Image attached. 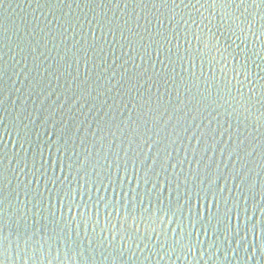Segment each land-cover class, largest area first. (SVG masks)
<instances>
[{
	"label": "water",
	"instance_id": "water-1",
	"mask_svg": "<svg viewBox=\"0 0 264 264\" xmlns=\"http://www.w3.org/2000/svg\"><path fill=\"white\" fill-rule=\"evenodd\" d=\"M194 4L0 0L2 264H264V9L241 89Z\"/></svg>",
	"mask_w": 264,
	"mask_h": 264
},
{
	"label": "snow or ice",
	"instance_id": "snow-or-ice-1",
	"mask_svg": "<svg viewBox=\"0 0 264 264\" xmlns=\"http://www.w3.org/2000/svg\"><path fill=\"white\" fill-rule=\"evenodd\" d=\"M167 2L168 0H164V3ZM172 3L175 5V0H172ZM205 4L208 6L207 16L201 13L199 8H196L200 18L189 17V20H185L183 23L187 25L191 38L197 41V52L200 55L201 63L207 61L213 76L219 71L223 80L229 84L235 81L242 89L245 81L249 84L252 83L249 68L250 57L246 51L247 46L241 47L236 42L244 43V40L247 39L245 26H247L248 32H251L252 25L248 20L249 8L264 9V0H203V3L201 0H195L193 7L195 5L203 7ZM193 27L195 30H192ZM188 42L190 43V41ZM217 66L219 67L217 68ZM229 73L232 74L231 77H229ZM52 215L54 216L55 213ZM32 227L35 228V224ZM46 228L47 225H44L42 229H36L29 239H33L39 231Z\"/></svg>",
	"mask_w": 264,
	"mask_h": 264
}]
</instances>
